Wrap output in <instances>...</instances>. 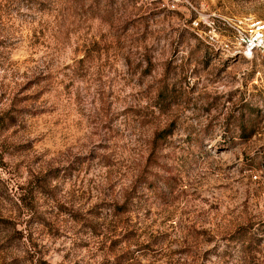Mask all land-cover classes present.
Returning <instances> with one entry per match:
<instances>
[{
  "label": "rangeland",
  "instance_id": "obj_1",
  "mask_svg": "<svg viewBox=\"0 0 264 264\" xmlns=\"http://www.w3.org/2000/svg\"><path fill=\"white\" fill-rule=\"evenodd\" d=\"M225 18L264 0H0V264H264V55Z\"/></svg>",
  "mask_w": 264,
  "mask_h": 264
},
{
  "label": "built area",
  "instance_id": "obj_2",
  "mask_svg": "<svg viewBox=\"0 0 264 264\" xmlns=\"http://www.w3.org/2000/svg\"><path fill=\"white\" fill-rule=\"evenodd\" d=\"M223 23L235 33L240 46L239 50L246 56L253 57L255 53H261L264 55L263 20L225 18L223 19ZM194 24L198 26L200 22L197 19H194ZM211 27L214 28L212 25Z\"/></svg>",
  "mask_w": 264,
  "mask_h": 264
}]
</instances>
